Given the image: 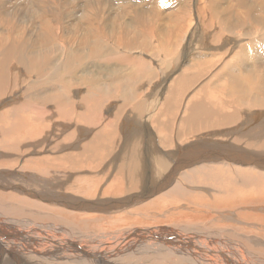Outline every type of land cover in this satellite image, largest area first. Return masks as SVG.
<instances>
[{
	"label": "bare ground",
	"instance_id": "1",
	"mask_svg": "<svg viewBox=\"0 0 264 264\" xmlns=\"http://www.w3.org/2000/svg\"><path fill=\"white\" fill-rule=\"evenodd\" d=\"M158 1L0 0V264H264V15Z\"/></svg>",
	"mask_w": 264,
	"mask_h": 264
},
{
	"label": "rangeland",
	"instance_id": "2",
	"mask_svg": "<svg viewBox=\"0 0 264 264\" xmlns=\"http://www.w3.org/2000/svg\"><path fill=\"white\" fill-rule=\"evenodd\" d=\"M177 0H175V2H176ZM240 2V3H238L237 5H235L234 6V3H232V2ZM251 1V2H250ZM161 5H163V7H165V5H164V3H163V1L162 0H159L158 1ZM199 2V3H198ZM203 2V3H202ZM214 2L217 4V6H216V4H214ZM224 2V3H223ZM241 2L243 3V4H241ZM261 2H262V0H198L197 1V3H196V1L195 0H192L191 2H189L190 3V6H191V8H192V6H193V13L194 14H196L197 15V17L199 16L200 17V20H202V21H207V22H210V20H211V18H213V16H216L215 14H217L216 13V10L220 7V6H225V5H228V7H231L234 11H235V9L238 7V6H241L242 8H248V12L246 13L245 11H244V9H242L241 11V13L242 14H240L239 15V17L240 18H242V19H244L245 17H248V16H251V17H253V15H254V17H259V18H261V16L262 15H264V12H263V10H262V5H260L261 4ZM117 3H118V9H119V13L121 14V9H120V6H119V0H117ZM195 3H196V6H195V8H194V5H195ZM176 3H174L173 5H175ZM214 4V5H213ZM241 4V5H240ZM251 4V5H250ZM173 5H171V6H173ZM209 5V6H208ZM245 5V6H244ZM170 6V7H171ZM198 6V7H197ZM212 6H214V7H212ZM217 7V8H216ZM235 7V8H234ZM201 8V9H200ZM214 8V9H213ZM251 8H254V10L253 9H251ZM198 9H200V10H198ZM212 9V11H210ZM169 11V9H167V8H165V10H164V8L163 9H160L159 10V12H161V11H163V14L165 15L166 13H167V11ZM194 10H196V11H194ZM231 10V9H230ZM165 11V12H164ZM206 12V13H205ZM211 12V13H210ZM236 12V11H235ZM254 12V13H253ZM119 13L117 12V10L116 11H114V13H113V16L115 17V18H121V17H119ZM244 13H246L247 14V16L244 14ZM208 14V15H207ZM219 14H222V13H219ZM253 14V15H252ZM16 15L17 14H15L13 17H12V23L15 25L16 24V22H17V19H16ZM203 15H204V17H203ZM122 17H123V19H125V17H124V15H121ZM210 17V19H209V17ZM245 16V17H244ZM99 17H101L100 15H99ZM244 17V18H243ZM203 18V19H202ZM209 19V20H208ZM218 19V18H217ZM233 20V19H232ZM231 20V21H232ZM233 22H237V20H235V21H233ZM209 29V27L207 28V30ZM120 35H121V31H120ZM12 66H13V68L15 67V65L14 64H12ZM128 66V65H127ZM129 67V66H128ZM16 74H12V76L10 77V81L12 82V84L10 85V88L12 89L13 87H14V84H15V81H16V83H17V81L19 82V84H20V79L21 78H17L16 80ZM23 79V78H22ZM14 81V82H13ZM29 82V81H28ZM24 84H25V82H24ZM16 85V84H15ZM17 87H19V92H17L16 94V96L17 97H20V98H17V97H15L14 98V101L12 102V104H14V102L16 103V102H19L21 99V101L20 102H22V101H25V92L21 89V88H23V87H21V85L20 86H17ZM23 91V92H22ZM22 92V93H21ZM20 93V94H19ZM24 93V94H23ZM7 96H9V97H7ZM6 97H5V99L7 98V100H9V101H11V97H10V94L8 93V95H7ZM3 102V101H2ZM1 102V103H2ZM6 104L7 103H9V102H7L6 100L4 101ZM0 103V104H1ZM12 104H7V107H9V108H7V109H10V107L12 106ZM3 105H1L0 106V108L2 107ZM5 110V108L3 109V111ZM55 120V119H54ZM53 120V121H54ZM54 123V122H53ZM14 193V195H17L18 197H20L19 196V194L18 193H16V192H13ZM0 203L1 202H3V200H5V198L6 197H4L3 195H6V196H9V195H7V194H4L3 192H1V190H0ZM9 197H12V198H14L13 196H9ZM23 197V196H22ZM177 198V200H182V198H178L177 196H175V199ZM6 200H9V199H7L6 198ZM21 208H20V210L22 211V205L20 206ZM15 209V208H14ZM35 210V209H34ZM212 212H213V210H211ZM18 214H21V213H18ZM17 216V215H16ZM199 221H200V223H193V224H190V225H192L194 228H195V230L198 228V229H200L199 227H203L204 228V226H205V228H207V229H209V230H212V229H214V228H217V229H220L219 227H214L212 224H211V226H210V224H204L203 222H202V220L201 219H198ZM183 223H180L179 224V226L180 227H183V226H185V224H187V223H190L189 221H185V220H183L182 221ZM57 223L58 224H60V225H63V224H67V221L65 220V219H63V218H60L59 220H57ZM81 224H78V226H80ZM199 226V227H198ZM81 227H82V225H81ZM229 227V226H228ZM171 229H173V230H176L177 229V225H174V226H172L171 227ZM228 229H231V227H229ZM86 230V229H85ZM225 234H227V232H225ZM229 234V236H231V237H234L233 236V234H231V233H228Z\"/></svg>",
	"mask_w": 264,
	"mask_h": 264
}]
</instances>
